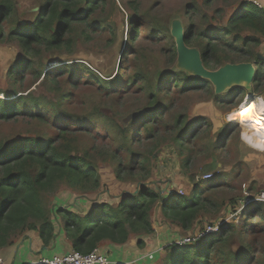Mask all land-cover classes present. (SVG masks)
<instances>
[{
	"label": "rangeland",
	"instance_id": "374dc122",
	"mask_svg": "<svg viewBox=\"0 0 264 264\" xmlns=\"http://www.w3.org/2000/svg\"><path fill=\"white\" fill-rule=\"evenodd\" d=\"M130 1L104 0L103 5L90 16V25L74 26L71 33L72 47L69 50L61 48L49 51L40 47L32 59L33 69L20 71L15 77L10 75L9 70L25 54L19 41L8 35L14 23H1L0 98L5 100L10 93L14 98L22 95L29 104L26 107L34 104V100L36 104L31 110L43 113L46 118L41 121L33 119L22 109V113L13 119L0 121V143L24 136L51 138L57 145L70 148L72 154H85L98 168L101 185L93 192L58 183L53 190L41 193V200L49 211L56 233L60 230L64 232L60 227L62 221L54 212L58 207L80 214L88 211L85 205L91 202H107L115 207L123 197L135 193L141 184L157 189L162 199L164 194L171 191L189 197L202 163L215 157L218 167L212 172V179L202 180L196 185V192H199L210 182L219 180L216 188L199 194L206 199V208L199 215V221L190 230L184 231L162 217L159 208L154 206L150 212L153 233H132L130 248L125 253L129 258L121 262L163 264L168 245L183 244V238H191L193 242L207 233L217 234L221 226H229L231 232L222 242L221 251L224 254L241 252L245 246H249L250 250L246 251L248 256L255 258L256 264H264V204L253 199L246 202L245 199L255 198L264 190V149L247 145L241 139V133H247L249 138L254 137L253 133L249 134L239 124L227 119L249 97L264 101V81L260 83L263 92L254 95H251V88L247 90L243 87L215 94L211 84L205 85L203 89L181 93L172 84L173 77L168 78V74L176 77L178 70L175 67L176 55H172V45L175 43L170 34L171 21L180 19L184 33L189 35L190 43L187 45L197 47V34L226 27L239 0H210L207 3H204L205 0H136L134 5ZM14 2L15 12L10 22H26L35 16L43 0ZM236 33L240 38L260 39L256 50L264 57V37L260 33L245 26L236 27L226 35L227 42H231ZM241 43L239 39L237 44ZM259 68L263 74L264 66ZM50 69H54L52 81L46 75ZM179 71V75L186 78V72ZM134 72L145 79L128 82V76ZM115 79L122 80L121 85L106 90L105 84ZM153 88L159 92L156 103L165 104L168 108L159 113L153 110L157 118L154 121L147 119L146 124L155 125L156 134L165 131V139L152 150V141L146 136L147 133H142L139 143L133 141L131 149L120 150L122 125L129 127L131 137L135 127H143L142 122L145 121L143 115L132 118L134 123L132 119L126 122L123 119L148 106ZM165 89L168 90L166 94ZM60 100L63 104L58 110ZM64 113L72 118L64 116ZM179 114L183 116V121L191 124L188 131L182 133V136L187 133L191 137L181 154L176 143L172 142L175 134L172 123ZM62 128L65 131L58 137ZM180 128L181 125H177L176 132ZM151 150L152 154L149 153ZM165 151L170 156L176 154L177 164L189 174L190 180L193 178L190 181L193 186L186 184L182 189L172 188L165 193L161 191L162 184L157 180L156 166ZM130 153H144L152 159L146 167L150 171L147 180H142L145 170H138L130 162ZM208 155L211 157L207 158ZM185 158L188 159L186 165ZM115 169L120 171L119 179L115 178ZM217 174L221 177L217 178ZM252 203L259 204L263 213L260 218L243 211ZM138 239H141L143 246L138 245Z\"/></svg>",
	"mask_w": 264,
	"mask_h": 264
},
{
	"label": "trees",
	"instance_id": "16d2710c",
	"mask_svg": "<svg viewBox=\"0 0 264 264\" xmlns=\"http://www.w3.org/2000/svg\"><path fill=\"white\" fill-rule=\"evenodd\" d=\"M209 1L205 0L204 3ZM103 2L104 0H43L31 20L10 22L15 12V2L14 0H0V26L2 22L14 23L8 35L19 41L25 54L9 70L10 75L15 77L20 74V71L32 70L34 67L32 59L37 55L40 47L49 51L61 48L69 50L72 47L71 33H73L74 26L77 24L90 25L88 22L90 16L99 6L103 5ZM135 2L136 0L130 1L133 5ZM235 8L228 18L226 27L210 32H199L195 38L202 62L207 69L215 70L226 63L239 62H254L259 67L264 66V57L259 58L260 54L256 50L260 45V39L240 38L236 33L231 42L226 40V35L240 26L252 29L264 37V10L250 0H239ZM239 39L242 41L240 45L237 44ZM184 41L186 44L190 43L188 34H185ZM221 49L222 52H220ZM172 50V55H176L175 44L172 45ZM258 66H256L258 74L251 85V95L263 92L260 90V83L264 81V73L261 74ZM53 72L54 69L46 72L50 81H52ZM178 72L181 71H176V77L168 74V78L173 77L172 84L181 93L203 89L205 85H210L209 81L191 77L187 73L186 78H182ZM134 79H145V77L134 72L132 76H128V82H133ZM121 83L122 80L115 79L105 84V89L112 90L119 87ZM166 93H168L167 89L164 90V94ZM158 94V90L153 88L149 94L151 99L148 106L143 109V113L139 114L143 115L145 120L142 122L143 127L136 126L130 137L129 127L122 125L123 136L120 150L131 149L133 141L139 143L141 141L139 135L142 133H147L146 136L152 141V150L161 145L162 139H165L163 135L165 131L156 134L155 125L146 124L147 119L154 121L157 118L153 110L159 113L168 108L165 104L156 103ZM214 96L216 97L215 94ZM7 97L5 100L0 98V121L13 119L22 113V109H25L24 112L33 119L41 121L46 118L43 113L31 110L36 104L34 100V104L26 107L29 104L22 95L14 98L10 93ZM62 104L63 101L60 100L57 104L58 110L61 109ZM59 112L62 113L61 110ZM63 115L72 118L69 114L64 113ZM134 119L131 120L132 123ZM59 120H61L60 115ZM177 125H181V128L176 132ZM189 125L191 124H187L186 120L183 121V116L180 114L174 118L172 123V130L175 131L172 142L176 143L179 154L184 152V149L186 150L185 145L191 137L187 133L182 136V133L190 128ZM206 125L210 126L208 122ZM166 127L171 130L169 125ZM64 131V128L60 129L58 137H61ZM152 150L149 153L152 154ZM210 157L211 155H208L207 158ZM129 160L138 170H145L142 180H147L150 171L148 172L146 167L152 159L144 153H130ZM187 160L185 158V165ZM114 175L116 179H119L120 171L115 169ZM219 176L220 174L216 175L217 178L221 177ZM190 181L192 182L193 178ZM218 181L210 182L199 192H196L198 183H195L192 195L189 197L171 191L167 199H162L157 189L141 184L135 193L122 199L115 207L107 202H101L91 207L85 214L60 207L54 212L62 221L60 227L71 242L72 250L89 253L98 249L102 241L122 245L128 241L132 233L143 235L153 233L150 212L154 206L159 208L162 217L184 231L190 230L193 224L199 221V215L206 208V199L199 194L202 191L216 188ZM58 183H65L69 187L84 192H93L100 187L101 179L98 168L85 154H72L70 148L57 145L51 138L24 136L0 143V249L13 245L14 240L27 231H35L44 247L50 245L57 235L56 228L49 216V211L41 200V193L53 190ZM243 211L248 212V215L252 213L258 218L263 214L258 203L248 204ZM230 232L229 226H221L217 234L207 233L189 243H172L165 248L167 254L163 264H256L255 258L248 256L246 252L247 249L250 250L249 246H245L244 251L241 252L232 251L224 254L221 251L220 246ZM137 243L143 246L141 239H138Z\"/></svg>",
	"mask_w": 264,
	"mask_h": 264
},
{
	"label": "crops",
	"instance_id": "0c3cea01",
	"mask_svg": "<svg viewBox=\"0 0 264 264\" xmlns=\"http://www.w3.org/2000/svg\"><path fill=\"white\" fill-rule=\"evenodd\" d=\"M257 1L264 3V0ZM235 111L237 112V109ZM161 155L160 162L156 166V175L158 182L162 184V189L166 187L170 191L172 188L182 189L186 184L193 186L190 182L189 174L182 171L177 164L175 153L170 156L169 152L165 151ZM205 163L207 162L204 161L202 165ZM95 205H97V202H91L89 205H85V210H89ZM56 234L50 245L44 247L35 231L25 232L13 245L0 249V264H31L39 258L50 257L54 254H64L72 250L71 242L66 238L65 233L60 230ZM131 238L132 235L122 245L102 241L98 249L105 251L113 262H121L129 258L125 253L130 248L129 242Z\"/></svg>",
	"mask_w": 264,
	"mask_h": 264
},
{
	"label": "water",
	"instance_id": "95a60500",
	"mask_svg": "<svg viewBox=\"0 0 264 264\" xmlns=\"http://www.w3.org/2000/svg\"><path fill=\"white\" fill-rule=\"evenodd\" d=\"M170 34L174 38L176 48V64L178 70L185 71L189 76L202 78L210 82L213 86L214 93L220 94L231 90L235 87H243L250 90L253 79L257 76L258 70L254 62L226 63L215 70L207 69L201 58L200 50L197 47H190L184 41V29L180 19L175 18L171 21ZM259 58H263L258 55ZM249 97V95H247ZM252 100L250 97L247 102ZM143 110H138L128 114L123 120L128 121L139 114ZM218 163L215 157L203 164L199 169V175H206L217 170ZM162 192H167V188H163ZM171 193V192H170ZM164 194V199L170 195ZM125 197H123L124 199Z\"/></svg>",
	"mask_w": 264,
	"mask_h": 264
},
{
	"label": "built area",
	"instance_id": "2783aa9c",
	"mask_svg": "<svg viewBox=\"0 0 264 264\" xmlns=\"http://www.w3.org/2000/svg\"><path fill=\"white\" fill-rule=\"evenodd\" d=\"M252 2L255 5H257L259 8L264 10V3H261V2H259L257 0H252ZM251 99H253L254 102L256 104H258L257 103L258 100H255V98H251ZM241 105H239L237 107V109H239ZM235 112L236 111H234L233 113L229 114L227 119L229 121H231V122H235V123L239 124V126L243 127L244 130H247L249 134H251L253 132L254 138H259L258 132L255 129H249V128H251V126H250L251 124H257L256 123V119H258L257 116L252 114L247 119L248 122L242 124L240 121L230 120L231 115L234 114ZM263 112H264V101H263ZM259 129H260L259 131L264 133V129L263 128H259ZM241 139L247 145H249V146H251L253 148L261 149V150L264 149V138L262 139V146L258 147V148L254 147V145L249 140L245 139L243 137L242 133H241ZM212 175L213 174L211 172L206 174V175H202V176H200L198 174L195 177V181H196V183H198V182H200L202 180H209L212 177ZM245 199H246V202L248 200H252L253 199L254 201L261 202V203L264 204V190L260 191L255 196V198L246 197ZM244 205H245V203H244ZM242 206L240 207V209H242ZM203 232H201V233L204 234ZM188 242H191V238H183L181 243H188ZM31 264H123V263L122 262H113L105 251H102L100 249H95V250H93V251H91L89 253H80V252H77V251H74V250H70V251H68V252H66L64 254H54V255H52L50 257L39 258L37 261H34Z\"/></svg>",
	"mask_w": 264,
	"mask_h": 264
},
{
	"label": "bare ground",
	"instance_id": "6f19581e",
	"mask_svg": "<svg viewBox=\"0 0 264 264\" xmlns=\"http://www.w3.org/2000/svg\"><path fill=\"white\" fill-rule=\"evenodd\" d=\"M244 102L241 106L239 111L235 112L231 115L230 120H236L240 121L242 124L248 122L247 119L252 114L256 115L258 119H256L257 124H251L250 129H255L258 132L259 138H249L247 137V133L243 135V137L247 140H249L254 147H261L262 146V139L264 138V133L259 131V128L264 129V112H263V100L260 99L257 101L258 104L254 102V100L251 102ZM254 102V103H253ZM260 118V119H259ZM263 118V119H262ZM252 132V131H251ZM253 133V132H252Z\"/></svg>",
	"mask_w": 264,
	"mask_h": 264
}]
</instances>
